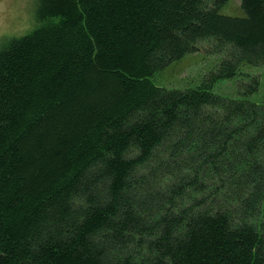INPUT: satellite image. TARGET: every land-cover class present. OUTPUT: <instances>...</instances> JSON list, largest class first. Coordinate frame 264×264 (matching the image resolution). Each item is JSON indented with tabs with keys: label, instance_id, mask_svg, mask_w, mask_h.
<instances>
[{
	"label": "trees",
	"instance_id": "obj_1",
	"mask_svg": "<svg viewBox=\"0 0 264 264\" xmlns=\"http://www.w3.org/2000/svg\"><path fill=\"white\" fill-rule=\"evenodd\" d=\"M229 1L37 0L0 42V264H264V0Z\"/></svg>",
	"mask_w": 264,
	"mask_h": 264
},
{
	"label": "rangeland",
	"instance_id": "obj_2",
	"mask_svg": "<svg viewBox=\"0 0 264 264\" xmlns=\"http://www.w3.org/2000/svg\"><path fill=\"white\" fill-rule=\"evenodd\" d=\"M242 0H230L222 9L227 16H243ZM37 0H0V42L3 39L23 36L39 22L36 18ZM217 57L204 53L189 54L181 61L171 64L154 76V82L169 89L196 88L202 85L205 76L214 68ZM245 72L262 76L260 90L250 97L254 102L264 100V66L243 68ZM213 92L226 97H238L234 80H221L213 87Z\"/></svg>",
	"mask_w": 264,
	"mask_h": 264
}]
</instances>
